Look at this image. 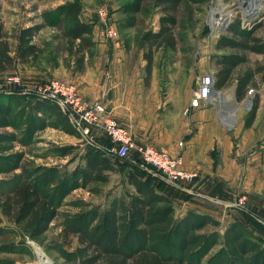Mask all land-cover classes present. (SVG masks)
Instances as JSON below:
<instances>
[{"label":"trees","instance_id":"obj_1","mask_svg":"<svg viewBox=\"0 0 264 264\" xmlns=\"http://www.w3.org/2000/svg\"><path fill=\"white\" fill-rule=\"evenodd\" d=\"M120 2L118 10L123 14L119 22L122 29L136 24L137 14L144 9L145 0H116ZM181 0H157V5L166 4L165 10H173ZM198 2L200 0H190ZM82 3L80 0H65L54 9L42 13V22L19 28L15 39L16 48L12 52V39L0 21V72L13 70L22 65L27 68H39V60L43 49L35 38L48 24L52 27L62 25L61 32L54 38L61 39L63 52L73 62L75 72H83L87 60L92 56L95 42L91 38L92 21L81 19ZM176 17L172 13L159 16L158 29L147 30L143 40L147 49L143 53L146 81L152 72L153 51L161 47L175 49L176 38L173 28ZM259 24L252 23L243 27L237 18L228 27L229 35L221 34L215 41V48L241 49L264 54V42L255 35ZM59 52V51H58ZM58 52L49 55L47 61L58 64ZM247 57L241 53H223L216 58L218 69L214 72V87L222 89L232 77L234 69L246 62ZM262 70V66L253 71H246L236 80L235 96L238 100L244 97L246 88L253 80L254 72ZM25 99V100H24ZM31 102L30 111L24 101ZM258 101L244 120V126L249 127L254 121ZM29 117V120L28 118ZM10 125L22 127V135L40 131L48 126L59 129L66 134L80 138L79 133L55 104L35 97L31 93H9L4 88L0 90V126ZM107 139V137H105ZM20 141V140H19ZM20 143H23L20 141ZM54 156L74 160L77 145L67 144L55 146ZM83 166L74 170L76 174L69 183L59 179L57 167L31 169L16 176L19 180L11 186L3 198V212L10 216L13 196L19 197V205L15 221L23 223L30 237L42 235L51 223L60 219L58 237L64 245H71L75 240L78 247L85 252L83 264H201L202 258L219 241L217 232L200 233L206 226L219 227L220 222L209 214L187 211L182 216H176L173 201L161 190L140 178L139 174L150 175L146 169L129 172L126 183L131 189H125L124 194L115 196L107 205L88 204L81 202L79 209L60 210L65 203L62 198L70 190L82 187L88 191L93 188L91 183H106L109 172L114 165L103 154L85 149L81 154ZM154 177V176H152ZM60 185L59 196L52 195ZM68 184V185H67ZM67 185V187H66ZM161 183L159 184V186ZM158 186V187H159ZM251 219V218H250ZM256 223V219H251ZM254 224V223H253ZM226 243L234 246L240 256L241 264H264V241L254 237L238 222H230L225 228ZM209 262V261H208ZM207 262V264H208ZM219 264H225L220 262Z\"/></svg>","mask_w":264,"mask_h":264},{"label":"rangeland","instance_id":"obj_2","mask_svg":"<svg viewBox=\"0 0 264 264\" xmlns=\"http://www.w3.org/2000/svg\"><path fill=\"white\" fill-rule=\"evenodd\" d=\"M61 1L64 0H0V21L3 23L4 28L12 34L14 37L12 41L14 42L19 28L26 24L31 25L42 22V13L54 9ZM80 1L85 11L86 7L94 8L95 10L99 6H105L115 25L117 34H121L120 37L122 36L126 44L132 43L135 52H140L139 66L141 67L142 89L149 90L151 88L150 83L155 76L158 79V83L156 81L154 89L163 95L172 93V91H175L178 95L186 90L191 93L196 86V75L199 74V71H197L199 70L198 67L195 68L196 74L192 72L198 58L203 60V65L205 64V68L203 66L201 71L204 74L210 69L217 70L216 58L224 52L245 54L247 57L246 62L234 69L232 77L226 86L222 89L215 88L217 93L213 94L206 105L200 107H212L216 110V115H213L214 126L210 127L211 131L218 132L223 137L238 140L242 137L247 138L244 120L257 99L259 105L261 103L262 125L259 128L255 127L254 132H250V135L255 139H264V54L231 48L217 50L215 48L217 38L221 34L229 35L230 33L228 29L214 34H209L207 30L209 17L212 15L214 8L230 6L234 1L238 4H246L245 0H200L198 2L181 0L173 10L163 9L168 5H157V0H145L143 11L137 15L136 25L125 31H120L119 22L122 19L119 16L120 13H115L120 2L116 0ZM254 3L252 4L253 6H249L251 13L249 26L252 23L259 24L255 29V35L264 42V0H254ZM164 13H172L176 17L177 21L173 28L176 46L174 50L161 47L153 51L152 72L146 81L144 79L146 61L143 53L147 49V44L144 48H140L138 36L143 30H153L155 27L158 29V17ZM237 18H240L239 12L236 13L233 21ZM62 28V25L52 27L46 24L42 28V33L39 32L37 40L45 46L39 62L47 61L49 55L58 51V58H63L64 52L61 51V39L54 38L55 35L61 32ZM133 58L135 60L138 59V55L134 54ZM63 59L64 63L67 64L68 59ZM259 66H262V70L254 72L253 80L249 82L244 97L238 100L235 96L238 76L246 71L256 70ZM6 82H10L8 78L3 80L1 84H8ZM12 84L19 86V84L14 82ZM249 88L254 90L251 102L246 101V94ZM0 90H2L1 86ZM24 102V105L28 106L29 112L31 102L28 99ZM249 104L250 108L248 109L247 106ZM229 114L234 115L231 126H227L224 123L225 116ZM187 116L189 117L188 114ZM27 118L29 120V117ZM240 118H242V124L239 125ZM197 129V126H194L193 132H196ZM21 130L22 127L16 130L10 125L0 126V264H83L82 261L86 254L78 247L77 242L74 240L71 245H64L57 236L59 232L57 223H59L60 219H56L51 223L48 230L42 235L32 238L25 231L23 223L15 221L19 197L13 196L12 211L11 215L8 216L4 214L2 209L4 195L8 193L11 186L16 185L19 180L16 178L17 175L26 173L33 168L55 166L59 170L55 175H58L60 180L63 179L69 183L75 176L77 177L73 173L74 170L83 166L81 154L85 149H90L105 155L114 165V170L108 173L109 180L106 183L89 184L88 186L93 188L92 191L82 187L70 190L63 196L62 202L65 204L61 206L60 210H77L81 202L105 206L111 198L124 194V190L127 188L131 189L126 183V175L129 172H134L135 168L142 170L144 163L133 151L125 158H116L109 152H105L109 142L103 137L95 138L94 144H91L84 139L73 137L63 131L54 130L50 126L32 133L31 137H29V132L28 135L27 132L22 135L23 132ZM19 140L23 143H20ZM186 141L183 150L187 147ZM67 144L77 145V149L73 152L77 153V156L72 161L69 160L71 155L66 158L54 156L55 146ZM213 162L216 163V160ZM147 178L151 180L150 177ZM57 182L58 178H55V183L51 185L54 186L55 184L57 186L52 194L55 196L61 194L59 193L60 185H56ZM253 223L264 231V225L257 221ZM225 228L206 226L199 231L200 233L217 232L219 234L218 243L206 253L201 260V264H207L208 261V264H219L220 262L241 264L240 256L236 253L234 246L226 243ZM262 240L264 241V239Z\"/></svg>","mask_w":264,"mask_h":264},{"label":"crops","instance_id":"obj_3","mask_svg":"<svg viewBox=\"0 0 264 264\" xmlns=\"http://www.w3.org/2000/svg\"><path fill=\"white\" fill-rule=\"evenodd\" d=\"M118 7L119 5L115 13H120L119 16L123 17ZM96 9L86 7L85 11L82 7L81 19L92 21L97 18ZM127 29L129 28H121L120 31ZM156 30L155 27L153 31ZM145 31L147 30H143L138 36L140 48L146 45L142 37ZM120 35L116 30L112 39L104 38L97 18L91 35L95 45L83 72L73 70V62L64 52L63 58L68 59L67 64L63 58H57L56 66L52 61H41L39 68H27L18 64L13 70L0 72V86L9 93L18 92L20 87L12 82L1 84L12 74L18 75L22 87L28 89L49 78L66 77L77 84L85 100L100 101L105 106L106 114L127 128L137 145L164 147L175 154L180 150L178 141L184 138L183 140H187L186 149H182L184 166L198 171L196 180L183 187H176L152 177L153 175L139 174L140 178L167 195L173 201L178 216L187 211L209 214L220 222L219 227L225 228L230 222H238L254 237L264 239V231L251 221L254 218L264 225V139H255L250 135L255 127L262 125L261 103L259 105L258 102L254 121L249 127H245L247 138L232 140L223 137L210 130L214 126V108H195L189 117L183 113L192 92L186 90L178 95L172 91L163 95L154 89L156 81L158 83L155 76L150 83L151 88L142 89L140 52H135L132 43L126 44ZM37 37L35 41L44 49V44ZM16 43V39L12 41V52L15 51ZM134 54L138 55V59L133 58ZM202 61L198 58L193 68L194 74L195 68H199L196 78L202 74L205 65ZM241 122L242 118L239 125ZM194 126L198 128L196 132H193ZM93 132L99 138L106 137L99 128H93ZM238 198L244 200V207L231 206Z\"/></svg>","mask_w":264,"mask_h":264},{"label":"built area","instance_id":"obj_4","mask_svg":"<svg viewBox=\"0 0 264 264\" xmlns=\"http://www.w3.org/2000/svg\"><path fill=\"white\" fill-rule=\"evenodd\" d=\"M248 4H238L234 1L230 6L216 7L209 17L207 30L209 34L218 31H226L233 21L236 13L239 12L240 24L243 27H249L250 7ZM96 15L102 26V35L106 39H112L116 34V28L110 18L108 9L105 6H99L96 9ZM8 81L19 84L22 93H31L39 99L47 100L55 104L64 114L80 138L86 142L94 144L95 138H98L93 128L101 129L107 137L109 146L105 152H109L116 158H125L133 151L144 163L146 169L151 175L159 180L176 187H183L198 178L196 169L186 168L182 149L185 140L178 141L179 151L171 153L164 147H157L150 144L137 145L132 134L120 122L112 116L106 114L105 106L100 101L88 102L81 95L77 84L66 77H53L32 88L22 87L20 78L16 74L8 77ZM214 71L201 74L196 80V86L192 90L190 102L184 108L183 113L190 115L192 110L206 105L214 93H217L214 87ZM8 92V91H7ZM254 90L249 88L246 94V101L251 102ZM250 108V104L247 106ZM233 206L244 207V200L238 198ZM259 220V219H257Z\"/></svg>","mask_w":264,"mask_h":264},{"label":"bare ground","instance_id":"obj_5","mask_svg":"<svg viewBox=\"0 0 264 264\" xmlns=\"http://www.w3.org/2000/svg\"><path fill=\"white\" fill-rule=\"evenodd\" d=\"M246 3L248 4L247 6H253L252 4H255L254 3V0H245ZM252 9V8H251ZM233 117L234 115L233 114H229L227 116H225V120H224V123L227 125V126H231L233 124Z\"/></svg>","mask_w":264,"mask_h":264}]
</instances>
